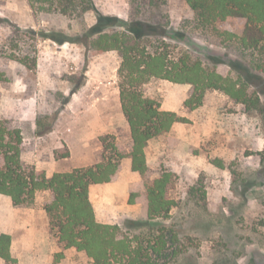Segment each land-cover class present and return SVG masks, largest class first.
Here are the masks:
<instances>
[{
    "label": "rangeland",
    "instance_id": "374dc122",
    "mask_svg": "<svg viewBox=\"0 0 264 264\" xmlns=\"http://www.w3.org/2000/svg\"><path fill=\"white\" fill-rule=\"evenodd\" d=\"M154 1L151 12L166 24L162 50L169 61L188 54L207 70L235 80L227 64L238 60L264 78L255 69V63L264 68V51L240 44L244 19L203 28L184 0ZM93 2L102 15L124 21L142 4ZM95 19L92 12L83 19L35 14L27 0H0V71L7 79L0 83V120L21 130V159L36 170L90 167L102 161L104 141L120 153L131 144L119 98L118 52L86 57L81 43L58 45L42 38L53 33L76 39ZM29 31L39 36L32 38ZM217 58L221 63L215 65ZM142 91L161 110L184 119L145 148L150 180L165 171L173 174L168 196L176 206L168 218L150 220L145 199L130 205V194L143 192L144 182L125 157L110 183L90 187L96 221L122 228L130 224L132 236L163 231L165 264H264V93L253 94L259 98L254 109L223 91L208 90L192 109L185 105L193 92L190 84L151 78ZM48 195L39 191L32 205L20 208L0 195V234L10 236L16 261L0 259V264H93L84 252L65 248L50 230L44 210Z\"/></svg>",
    "mask_w": 264,
    "mask_h": 264
},
{
    "label": "trees",
    "instance_id": "16d2710c",
    "mask_svg": "<svg viewBox=\"0 0 264 264\" xmlns=\"http://www.w3.org/2000/svg\"><path fill=\"white\" fill-rule=\"evenodd\" d=\"M27 1L35 14L53 13L83 19L86 14L94 13L95 23L76 39H58L53 33L42 38L58 45L81 43L85 46L86 57L118 52L121 58L119 98L130 130L131 144L127 153H120L113 143L104 141L101 162L70 172L55 173L48 178L44 171L22 161L21 130L11 128L0 120V195L8 197L14 207L20 208L32 205L37 192L49 191L52 200L44 206V210L50 230H56L58 241L65 248L84 252L93 264H165L164 251L168 241L163 231L158 235L146 232L132 236L127 232L132 230L130 224L122 228L119 224L99 223L89 198L90 187L110 183L119 171L120 160L127 157L131 161V170L144 182V191L131 193L128 203L133 205L136 199H145L150 220L168 218L176 206L168 196L173 174L165 171L150 180L145 148L184 119L174 112L161 110L153 99L144 96L142 87L151 78L190 84L193 92L185 105L192 109L201 105L208 90L223 91L237 103L256 109L259 98L253 94L259 90L264 93V78L238 60H230L227 64L236 73L235 80L215 69L207 70L201 61L192 59L188 54L176 63L169 61L162 50V44L168 38L166 24L159 15L151 12L157 7L154 0H142L141 8L132 12L127 21L102 15L93 0ZM184 1L203 28L224 24L232 17L244 19L245 29L239 40L241 46L264 51V0ZM27 34L32 38L39 36L35 31ZM227 35L232 37L230 33ZM212 60L215 65L221 63L218 58ZM24 64L31 69V65ZM255 69L264 72L263 66L258 63H255ZM5 81V74L0 71V83ZM250 88L254 89L251 95ZM109 152L110 156H107ZM10 245V236L0 234V259L8 263L16 262L11 256Z\"/></svg>",
    "mask_w": 264,
    "mask_h": 264
},
{
    "label": "crops",
    "instance_id": "0c3cea01",
    "mask_svg": "<svg viewBox=\"0 0 264 264\" xmlns=\"http://www.w3.org/2000/svg\"><path fill=\"white\" fill-rule=\"evenodd\" d=\"M4 98V96L2 97V99ZM39 138H41V137H39ZM43 171V170H42ZM63 172H67V171H64V170H62V169H55V170H53L52 172H46L45 174H46V176L48 177V178H50L51 176H53V174H55V173H63ZM92 186H96V185H92ZM44 193H47L48 192V203L52 200V194L49 192V191H43ZM46 214V213H45ZM46 216V215H45Z\"/></svg>",
    "mask_w": 264,
    "mask_h": 264
}]
</instances>
